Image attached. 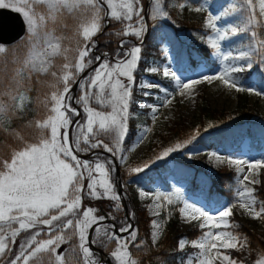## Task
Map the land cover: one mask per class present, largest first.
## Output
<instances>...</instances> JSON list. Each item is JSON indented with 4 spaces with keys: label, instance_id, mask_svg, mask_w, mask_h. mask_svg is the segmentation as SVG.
Listing matches in <instances>:
<instances>
[{
    "label": "snow or ice",
    "instance_id": "obj_1",
    "mask_svg": "<svg viewBox=\"0 0 264 264\" xmlns=\"http://www.w3.org/2000/svg\"><path fill=\"white\" fill-rule=\"evenodd\" d=\"M170 6L183 9L185 4L148 0L145 9L143 0H0V10L20 15L24 33L16 48L0 42V134L11 141L7 145L9 152L0 154V264H143L130 250L135 248L145 255L150 252L145 241L138 240V231L130 223H123L119 229L104 223L116 217L111 213L107 217L97 215L98 209L83 207V202L108 199L114 202V212L122 210L118 182L112 176L116 169L111 159L96 150L103 149L113 158L123 151L128 121L133 115L129 109L136 83L134 73L142 59L145 16L152 20L170 18L166 10ZM193 10L204 11L205 5ZM235 14L239 15L238 24L218 25L223 17ZM110 23L120 28L106 33ZM205 27L215 34L208 36L206 43L220 58L222 67L216 74L187 82L165 67L163 75L174 80L180 95H185V90L191 95L194 85L210 81H220L237 92L264 94L239 86L233 76L264 66V0H240L221 14L209 12ZM100 34L134 36L141 44L125 47L128 41L120 39L112 60L108 53L94 54ZM240 34L249 37L242 50L236 54L222 50L221 41ZM226 61L231 63L224 65ZM74 86L79 88V94L72 91ZM140 87L159 89V85L146 82ZM161 91L162 103L167 106L173 94L168 89ZM150 94L144 92L146 96ZM73 105L80 106L83 120L78 119L81 111ZM140 107L151 108L152 118L156 119V105ZM29 112H35V116L24 122ZM150 130H143L141 140ZM184 146L176 143L158 159ZM82 154L91 159H82ZM210 155L220 163L235 166L238 180L236 198L215 213L188 202L178 190L171 194L141 191L140 195H154V216L159 217L167 205L181 203L179 213L184 221H197L201 230L207 229L191 242L179 241L180 250L188 243L198 250L181 257L179 264H245L228 251L243 252L249 245L247 236L236 231L240 226L230 222V217L238 205L252 218L264 220V200L252 186L260 184L264 157L250 160ZM148 166L130 171L139 173ZM151 227L155 247L163 233V222L153 219ZM21 233L29 235L14 253L13 245ZM113 242L115 247L111 248ZM66 244L68 247L62 248ZM97 246L108 252L107 260L93 250ZM254 264H264V252L257 254Z\"/></svg>",
    "mask_w": 264,
    "mask_h": 264
},
{
    "label": "trees",
    "instance_id": "obj_2",
    "mask_svg": "<svg viewBox=\"0 0 264 264\" xmlns=\"http://www.w3.org/2000/svg\"><path fill=\"white\" fill-rule=\"evenodd\" d=\"M207 1L211 9L218 10L220 13L232 4L240 3V0H172V3L174 5L184 3L185 8L189 9L194 6H200ZM143 3L145 6V0H143ZM166 10L170 18L165 20L160 18L155 22L150 20L149 32L142 43V59L136 71L137 77L152 66H161L166 61V57L163 55L165 43L170 44L172 48L177 50L181 58L184 55V60L192 65L193 69L197 67L198 61H200L202 56L207 57L209 55V47L201 39L204 35L208 34L209 30L204 29L197 21L190 20L185 15L184 17H180L177 6L167 7ZM221 21L225 24H238L239 15L225 16ZM68 23L71 24L72 21L69 19ZM118 28H120V25L110 23L105 32L110 33ZM262 38H264V34H262ZM120 39H126L129 47L134 44L140 45L138 42H141L134 36L118 38L113 35L100 34L98 36L100 45L97 46V51H107L114 55L119 46ZM248 40L249 37L247 35L240 34L225 40V43L236 54V52L244 48ZM19 43L21 41L8 46L16 48ZM235 74L241 86L245 89L254 84L258 90L264 92V66L257 65L251 71ZM31 95L35 98V91ZM146 99H154V97L149 96ZM92 106L97 107L94 103ZM104 110L106 111L107 109ZM143 111H147V109ZM34 116L35 112H29L24 122L32 119ZM130 122V132L132 134L136 132L135 124L138 122V119L132 118ZM161 136V142L157 147L148 149L141 155L138 161L142 159L145 160L143 164H147L150 160L161 155L167 148L174 147L176 143H182L185 146L169 153L160 164L148 167V169L142 172L129 173L125 170L123 177L132 180V182L140 186H151L154 183L161 182V184L167 186L170 193L180 190V185L176 183L184 182L186 184L184 187L186 191L193 193L200 192L215 205L220 206L225 202H233L236 198L235 189L238 186L237 172L228 168L218 171L209 170L207 156L212 150L216 149H222L227 153L238 151L247 138L250 139L251 152L264 156V112L255 103L251 102L247 91H243L240 94L238 103L232 110L213 108L209 101L206 100L198 101L197 110L193 117H181L174 120L168 127L167 132L162 133ZM188 141L191 142L189 143ZM9 143L11 141L5 140L4 136L0 134V154H7L9 151L7 145ZM105 143H110V141L105 139ZM192 144H197L205 149L204 154L198 159H189L182 154L184 148ZM96 151H103V149ZM169 159L173 162L170 163ZM169 178L174 179V185H170L168 182ZM254 187L257 189L256 194L259 199L264 200V187L262 185H255ZM113 203L108 199L84 200L83 207L91 206L99 211V207L102 205L108 213L116 217L115 221L118 227H120L127 219L123 207L119 212L112 210ZM174 212L175 219L172 226L169 227L162 242L155 247L152 246L149 234V222L152 218L147 215L144 209L136 212L134 216L136 226L134 229L138 231V240L145 241L150 252L145 255L135 248H130V250L134 256L139 257L143 264H179L181 257L186 258L195 250V248L180 250L179 241L185 236L193 238L201 233L202 230L197 223L180 230L178 228L179 218L176 207ZM163 214L166 215L165 212ZM232 219L235 224L240 226L236 231L248 238V247L251 249V257L248 260V264H254L257 254L264 252V235H261L251 225L250 221L242 220L237 214L233 215ZM169 221H171V218ZM261 221L264 222V220Z\"/></svg>",
    "mask_w": 264,
    "mask_h": 264
},
{
    "label": "rangeland",
    "instance_id": "obj_3",
    "mask_svg": "<svg viewBox=\"0 0 264 264\" xmlns=\"http://www.w3.org/2000/svg\"><path fill=\"white\" fill-rule=\"evenodd\" d=\"M145 0V5H146ZM209 2H205V10L201 12L194 11L193 9L199 6H194L189 9L183 8L180 9L178 8V13L180 14V17L187 16L190 20L197 21L204 29H207L205 27L207 15L209 12H211L214 15L221 14L220 11L218 10H213L209 7ZM145 7V6H144ZM149 19L152 21V19L149 16ZM160 18H157L156 20H153L154 22L157 21ZM163 20L167 18H161ZM219 26H227L229 24H225L222 21L218 22ZM209 30L207 35L203 36V41L206 43L207 37L208 36H213L214 33ZM207 44V43H206ZM208 45V44H207ZM222 45V50L228 51L231 50L225 43V41H221ZM125 47H129V45H125ZM209 47V55L202 56L200 58V61L198 62V67L195 70H192V67H190L189 64L186 63H180L179 61V55L177 54L175 57V50L170 47V45H166L163 47L164 55L167 57L166 63L161 66L162 71L160 70V66L154 65L151 68H157L158 71L156 72H151V71H145L141 73L138 77L136 76V72L134 73V76L136 78V83L133 85V96H132V104L130 105L129 111L133 114L129 121H128V132L125 137V141L122 144L123 151L118 153L116 157H111L107 156L105 154H102L103 156L109 158L112 160V165L117 171V167L120 170V177L122 181V187L124 190V197L129 199L130 201V208H131V214H136L137 211H140L144 209L152 219L149 222V231H150V239H151V221L153 219H159L163 222V233L160 236L159 240L157 241L156 246H158L164 237L166 236L169 227L172 226L173 221L175 219L174 217V210L176 207V210L178 211V228L180 230L192 226L194 224H198L199 222L193 221L191 223H186L184 219L182 218L181 214L179 213V208L182 207L183 205L181 203H175L172 205H167L166 208H162L160 210V216L156 217L153 215V199L154 195H149L147 197H142L140 195L141 191H144L149 194H155V193H162V194H171L168 192V188L166 185L161 184V182L154 183L151 186H140L138 184H135L132 182L130 179H126L123 177V172L126 170L129 173H132L130 169L136 168V167H143L145 164L143 162L145 160H139L138 159L141 157L144 152H146L150 148H155L157 145L161 142V134L167 132L168 127L171 125V123L179 119L181 117L185 118H190L193 117L198 106V101H209L211 106L213 108H218V109H226V110H232L236 107L238 103L239 96L242 92H237L235 89H228L220 81H210V82H202L201 84L194 85L192 94L189 95L188 91L185 90V95H180L179 89L176 87L175 82L173 80V84H171V79L167 78L163 75V69L165 67L170 68L173 72H175L181 79L184 78V81L187 82L190 79H196L201 77L202 75H213L216 74L222 67L220 58L215 56L214 50L208 45ZM231 61H226L224 62V65L230 64ZM242 63V62H241ZM149 68V69H151ZM161 71V72H160ZM234 78L238 81L239 86L240 82L238 78H236L235 73L233 74ZM146 82V83H151L153 85H159V89L157 88H152V89H142L140 87V83ZM253 89L257 88L255 85L250 86ZM155 89V90H154ZM161 89H168L170 93H172L171 97V103L168 104L167 106L163 105L162 101L164 99V92L161 91ZM145 91H149L151 94L150 95H144ZM77 94H79L77 92ZM251 102L255 103L261 111L264 112V94L262 95H256L254 92L249 93ZM154 99H146V97L152 96ZM145 104V105H156L158 107V112L156 114V119L153 120L152 118V110L151 108H141L140 105ZM80 108V106H77ZM144 109H147V111H143ZM81 110V120L84 118V114L82 109ZM108 110V109H107ZM106 110V111H107ZM142 116V119H141ZM132 118H137L138 122L135 124V131L131 134L130 132V124H131V119ZM145 128L151 129L149 132L144 134L143 140H141V135L143 133V130ZM9 152V151H8ZM7 152V153H8ZM205 152V149L202 146H199L197 144H192L184 148L182 151V154L189 158V159H198L200 158ZM215 153L216 156L222 157V158H246V159H260L258 158V154L256 153H251V147L249 145V140H246L243 144L240 150L234 151V152H225L222 149H217V150H212L208 156H207V164H208V169L211 171H218L220 169L228 168V169H233L237 172L235 166H230L227 162L220 163L217 161L215 156H211L210 154ZM161 155L157 156L156 158L150 160L147 162L149 165L148 167H153L154 165L160 164L163 162L165 157L158 159ZM123 157V159H121ZM169 162L172 163L173 161L169 159ZM144 168L145 169H148ZM116 171L112 172V176L116 179ZM245 171H247V167L245 166ZM260 184L264 187V169L261 170L260 172ZM238 181V180H237ZM168 182L170 185H174V179L169 178ZM178 184V183H176ZM180 185V190H178L183 198L187 200L190 203H195L197 206L203 207L204 209L208 210L211 213H215L216 209H220L221 206L215 205L212 201L208 200L202 193L200 192H187L184 187L185 183H179ZM253 187L255 185H252ZM118 187L116 186V190ZM184 189V190H183ZM122 202V199H121ZM230 203H225L223 205H228ZM123 209H124V204L122 202ZM222 205V206H223ZM175 206V207H174ZM104 209V208H103ZM166 213L164 215L163 213ZM125 213V209H124ZM126 214V213H125ZM237 214L239 217L242 218L244 221H250L251 225L258 230V232L261 235H264V222H262L260 219H254L251 216L247 215L242 209L239 208L237 205L236 208L233 209V215ZM232 215V216H233ZM133 216V215H132ZM171 218V221L169 219ZM230 222L234 223V220L232 217H230ZM258 222V223H256ZM125 223H128V221H125ZM135 228V227H134ZM207 229H204L202 231H206ZM240 233V232H239ZM202 234L199 233L193 238H189L187 236L181 238L185 239L189 242L192 240L197 239L200 237ZM29 235V233H21V235L17 238V242L15 245H13V252L18 253L19 251V244ZM75 240L73 241V243ZM68 245H65V248H67ZM115 247V243L111 245V248ZM97 248H99L97 246ZM188 248H193L191 246V243L186 244L185 248L183 250H186ZM100 249V248H99ZM111 250V249H110ZM221 251H225L221 249ZM231 255L238 260H243L245 264H248V260L251 257V249L248 247L246 250L243 252H236L235 250H228ZM196 252H198L197 249L192 251L189 255H194ZM108 256V252H105ZM14 258V257H10ZM101 258V257H100Z\"/></svg>",
    "mask_w": 264,
    "mask_h": 264
},
{
    "label": "water",
    "instance_id": "obj_4",
    "mask_svg": "<svg viewBox=\"0 0 264 264\" xmlns=\"http://www.w3.org/2000/svg\"><path fill=\"white\" fill-rule=\"evenodd\" d=\"M147 3H148V0L146 2L145 9H147ZM145 21H146V26H147V31H146V35H147V33L149 31V18H148V15L145 16ZM23 34L24 33H23V29H22V20H21L20 15L17 14V13L12 12L11 10H0V37H2V40H0V42H2L4 44L13 43V42L19 40L20 37ZM94 52H95V50H94ZM104 53H108V52H104ZM102 54H103V52L99 53L98 55H102ZM108 54H109V58L110 59H112V60L115 59V56H112L111 53H108ZM96 66L97 65H93V67H96ZM82 75H87V73H84ZM77 90H78V88L75 87V86L72 89V91L75 94H77ZM75 107H77V106L75 105ZM77 108H78V110H80L79 107H77ZM81 115H82V113H81ZM78 119H81V116L78 117ZM89 157L90 156H88V155H83V154L81 155V158H84V159L89 158ZM116 174H117L116 175V181L118 182L117 183L118 194L122 198V202L124 204V209H125V213H126L127 218H128V222L134 227L135 223H134V220L132 219L130 211H129L128 199L126 197H124L122 181H121V177H120V170H119L118 167H117ZM105 216L107 217L108 215L105 214ZM104 223H106V224H109V223L110 224H115L116 229H119L118 226H117V223L114 220H112V219H108ZM91 234H92V230H90V237H91ZM62 248H65V245H63ZM93 250L96 253L100 254V257H101L102 260H107L108 259L107 254L104 251H102L101 249H99L97 247H94Z\"/></svg>",
    "mask_w": 264,
    "mask_h": 264
},
{
    "label": "bare ground",
    "instance_id": "obj_5",
    "mask_svg": "<svg viewBox=\"0 0 264 264\" xmlns=\"http://www.w3.org/2000/svg\"><path fill=\"white\" fill-rule=\"evenodd\" d=\"M182 81H184V78L183 79H181Z\"/></svg>",
    "mask_w": 264,
    "mask_h": 264
}]
</instances>
